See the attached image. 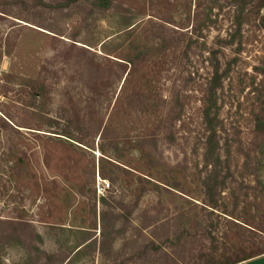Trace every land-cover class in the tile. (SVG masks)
<instances>
[{
    "label": "rangeland",
    "instance_id": "obj_1",
    "mask_svg": "<svg viewBox=\"0 0 264 264\" xmlns=\"http://www.w3.org/2000/svg\"><path fill=\"white\" fill-rule=\"evenodd\" d=\"M110 1L0 0V264L264 245V8Z\"/></svg>",
    "mask_w": 264,
    "mask_h": 264
},
{
    "label": "trees",
    "instance_id": "obj_2",
    "mask_svg": "<svg viewBox=\"0 0 264 264\" xmlns=\"http://www.w3.org/2000/svg\"><path fill=\"white\" fill-rule=\"evenodd\" d=\"M96 4H100V6L104 8H108L111 4L112 1L110 0H93ZM258 7L261 9L262 7L264 8V0H257L256 1ZM214 81L217 83V81H220V75L216 74L214 75ZM256 128L253 130V136L257 137L258 134L261 133L262 130V125L259 123H256ZM210 127V126H209ZM211 128V127H210ZM212 131L210 130V133ZM215 138V135H209L206 136V139H204V146L211 144L213 139ZM259 184H261L263 187L264 185L262 182L258 181ZM247 186L250 187V184ZM261 232H264V229L261 230ZM258 234V233H257ZM218 248V247H217ZM216 249L208 248V252L202 253L200 256L203 259L202 263L203 264H238L243 261L250 260L258 255H261L264 253V245H261L259 248H254V249H242L240 252H232V253H225L223 256L218 255V251Z\"/></svg>",
    "mask_w": 264,
    "mask_h": 264
},
{
    "label": "water",
    "instance_id": "obj_3",
    "mask_svg": "<svg viewBox=\"0 0 264 264\" xmlns=\"http://www.w3.org/2000/svg\"><path fill=\"white\" fill-rule=\"evenodd\" d=\"M240 264H264V255Z\"/></svg>",
    "mask_w": 264,
    "mask_h": 264
}]
</instances>
